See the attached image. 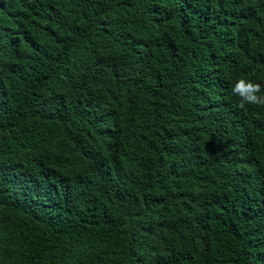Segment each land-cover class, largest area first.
<instances>
[{
	"label": "trees",
	"instance_id": "obj_1",
	"mask_svg": "<svg viewBox=\"0 0 264 264\" xmlns=\"http://www.w3.org/2000/svg\"><path fill=\"white\" fill-rule=\"evenodd\" d=\"M241 77L264 0H0V264H264Z\"/></svg>",
	"mask_w": 264,
	"mask_h": 264
},
{
	"label": "clouds",
	"instance_id": "obj_2",
	"mask_svg": "<svg viewBox=\"0 0 264 264\" xmlns=\"http://www.w3.org/2000/svg\"><path fill=\"white\" fill-rule=\"evenodd\" d=\"M231 91L240 98L238 107L241 109L246 105L264 106V94H262L264 89L261 88L260 83L241 77L232 85Z\"/></svg>",
	"mask_w": 264,
	"mask_h": 264
}]
</instances>
